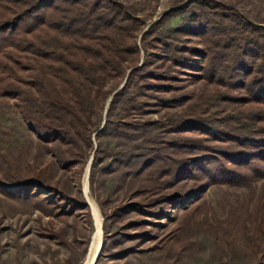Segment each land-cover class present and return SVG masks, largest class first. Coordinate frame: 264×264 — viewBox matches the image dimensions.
<instances>
[{"label": "trees", "instance_id": "obj_1", "mask_svg": "<svg viewBox=\"0 0 264 264\" xmlns=\"http://www.w3.org/2000/svg\"><path fill=\"white\" fill-rule=\"evenodd\" d=\"M143 25L116 0H0V97L14 101L64 171L82 167L105 117L89 189L115 173L140 196L102 212L106 218L168 219L172 208L181 212L174 237L203 231L226 264H264V24L230 3L180 0L141 32ZM111 80L124 81L103 112ZM108 133L118 148L99 139ZM49 164H6L0 193L29 198L45 215L81 211L90 225L78 188L50 182ZM181 182L191 186L164 191ZM210 186L242 191L224 219L204 200ZM96 201L102 207L105 198Z\"/></svg>", "mask_w": 264, "mask_h": 264}, {"label": "rangeland", "instance_id": "obj_2", "mask_svg": "<svg viewBox=\"0 0 264 264\" xmlns=\"http://www.w3.org/2000/svg\"><path fill=\"white\" fill-rule=\"evenodd\" d=\"M116 1L123 4L128 13L144 22L142 32L180 0ZM219 1L233 4L248 19L264 24V0ZM176 23L178 18L168 22L170 25ZM142 56L141 53L137 66L141 63ZM123 81L118 85L113 80L108 82L107 88H116L107 97L103 112L111 95L120 89ZM199 87H201L199 82L186 86L192 91ZM162 114L163 111L131 118L142 121L155 119ZM104 119L105 117H100L98 128L91 134L93 149L89 151L82 167L79 169L78 166H74L64 171L55 164L29 124L20 117L14 101L0 97V169L11 163L17 164L21 169L28 165L34 170L50 165L51 162L48 180L51 182L64 179L70 192L78 188L90 215V225L85 222L81 211H75L70 215H45L29 198L0 193V264H81L90 235L95 231L94 214L89 200L93 201L100 216L101 246L94 264H226V257L221 255L217 258L212 247L213 241L203 231L191 230L189 236L178 238L171 235L172 228L181 219V212L172 208L166 210V216L170 217L168 219L163 217L154 219L135 213L120 219L110 216L106 218L103 215L102 212L108 215L119 204L140 199V196L132 194L133 190L130 187L119 185L115 180V173L98 177L93 185L94 193L89 189L88 175L97 141L95 134L102 128ZM99 139L119 147V139L110 133L107 136H100ZM190 186L191 182L184 185L181 182L164 191L173 194L176 191L187 190ZM240 192L242 191L210 186L204 191V200L209 204L215 217L224 219L227 217L228 204H233L234 198L239 196ZM96 195L101 200L105 198L102 207L96 201ZM136 219L139 220L135 221ZM103 223L106 225L105 235L102 230ZM156 223L159 225H154Z\"/></svg>", "mask_w": 264, "mask_h": 264}, {"label": "bare ground", "instance_id": "obj_3", "mask_svg": "<svg viewBox=\"0 0 264 264\" xmlns=\"http://www.w3.org/2000/svg\"><path fill=\"white\" fill-rule=\"evenodd\" d=\"M85 192H87L86 188H85ZM89 204L92 207L93 214H94L95 231H94L93 246L90 250L89 259L86 264H92V262L94 261L95 252L98 249L99 241H100L99 240L100 239V216H99V213L93 201L89 200Z\"/></svg>", "mask_w": 264, "mask_h": 264}, {"label": "water", "instance_id": "obj_4", "mask_svg": "<svg viewBox=\"0 0 264 264\" xmlns=\"http://www.w3.org/2000/svg\"><path fill=\"white\" fill-rule=\"evenodd\" d=\"M93 239H94V231L90 235V240H89L88 245H87L86 253H85L84 259H83L81 264H86L88 259H89L90 250H91V248L93 246ZM100 246H101V241H99V246H98V249L95 252L94 261L92 262V264H94V262L96 261L98 252L100 250Z\"/></svg>", "mask_w": 264, "mask_h": 264}]
</instances>
